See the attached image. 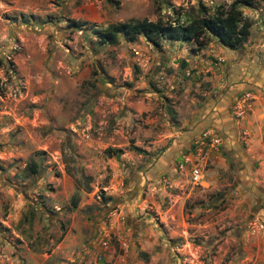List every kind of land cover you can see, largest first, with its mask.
<instances>
[{"label":"rangeland","instance_id":"obj_1","mask_svg":"<svg viewBox=\"0 0 264 264\" xmlns=\"http://www.w3.org/2000/svg\"><path fill=\"white\" fill-rule=\"evenodd\" d=\"M254 1L239 8L248 39L229 48L209 34L101 45L96 32L187 23L233 0H0V264H264V0ZM223 103L242 145L231 152L219 127L202 125ZM207 132L221 144L196 185Z\"/></svg>","mask_w":264,"mask_h":264},{"label":"trees","instance_id":"obj_2","mask_svg":"<svg viewBox=\"0 0 264 264\" xmlns=\"http://www.w3.org/2000/svg\"><path fill=\"white\" fill-rule=\"evenodd\" d=\"M254 0H233L228 8L217 9L213 14H207L204 8L197 12V16L190 17L187 23H162L161 21H137L114 24L104 30H99L96 35L101 45H116L120 37L128 42H134L142 36L148 42L158 45L161 39L173 42H190L200 44V39L209 34L229 48L240 47L249 36L250 24L243 18L241 5L252 6ZM202 12V13H199ZM75 22H73V25ZM79 28V25H75ZM134 152H143L138 147L131 146ZM111 154H117L119 150H108ZM31 174L38 171L37 165L31 163L28 166Z\"/></svg>","mask_w":264,"mask_h":264},{"label":"crops","instance_id":"obj_3","mask_svg":"<svg viewBox=\"0 0 264 264\" xmlns=\"http://www.w3.org/2000/svg\"><path fill=\"white\" fill-rule=\"evenodd\" d=\"M231 94L233 95V92ZM231 94L228 92V95H229V96H227L228 99L230 98ZM227 106H229L228 103L226 105L224 103H223V105H218L217 110L214 111V113H210V115L208 117H206V120L202 125H203V127H206V128H212V127L216 128V126L219 127L220 134H222L223 140L225 138L224 142L228 143V148H231L230 149V152H231L233 148L237 149V145H238V147L239 146L242 147V145L240 144L239 137L237 136L236 128L233 127L232 121H230L231 119L228 116L229 111L227 109H229V108H227ZM221 116H223V118H221ZM250 122H253V119H251ZM203 127H202V129H203ZM224 144L225 143H223L222 151H224V146H225ZM256 145H257V147H259L258 152H257L258 153L257 160L259 161L258 162L259 167L257 168V173H258L257 175L260 176L261 179H264V143H262L260 146H258V144H256ZM227 152H228V150L226 148L225 153H227ZM237 156H235L236 159H237ZM216 157H217L218 161L215 162V164L219 165V164L223 163V162H221L222 158H219V156H216ZM223 160L225 163V161H226L225 158ZM242 177L245 178L246 180L250 179L246 175L242 176Z\"/></svg>","mask_w":264,"mask_h":264},{"label":"built area","instance_id":"obj_4","mask_svg":"<svg viewBox=\"0 0 264 264\" xmlns=\"http://www.w3.org/2000/svg\"><path fill=\"white\" fill-rule=\"evenodd\" d=\"M255 97L252 94H246L245 96L237 99L236 104L234 105V114L238 120H242L244 118L245 109L248 108V103L252 101ZM204 137L208 139L207 143L201 142L196 143L194 148L196 154V161L192 163L190 168V177L191 181L199 185L204 180V171L202 164L203 162L209 158L211 150L215 147H218L221 144V139L215 135L213 132H207L204 134ZM260 228L262 226L260 225ZM101 247L104 250L108 249V242L105 240L101 241Z\"/></svg>","mask_w":264,"mask_h":264}]
</instances>
